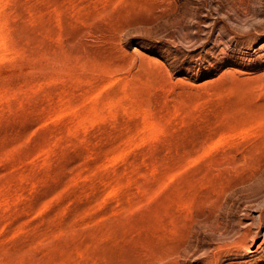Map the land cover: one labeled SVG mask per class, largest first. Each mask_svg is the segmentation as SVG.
<instances>
[{"label": "rangeland", "instance_id": "rangeland-1", "mask_svg": "<svg viewBox=\"0 0 264 264\" xmlns=\"http://www.w3.org/2000/svg\"><path fill=\"white\" fill-rule=\"evenodd\" d=\"M0 264H264V0H0Z\"/></svg>", "mask_w": 264, "mask_h": 264}]
</instances>
